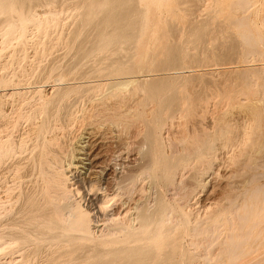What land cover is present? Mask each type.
<instances>
[{
  "label": "rangeland",
  "instance_id": "1",
  "mask_svg": "<svg viewBox=\"0 0 264 264\" xmlns=\"http://www.w3.org/2000/svg\"><path fill=\"white\" fill-rule=\"evenodd\" d=\"M36 1L0 14V264H125L130 251L121 249L135 243L110 228L131 224L136 207L159 206L172 232L146 242L154 251L147 264H171V255L177 264H264V0H247L242 20L237 0L128 1L116 12L125 11L127 36L135 33L129 44L112 24L102 28V0ZM160 158L177 160L176 171H162ZM51 159L62 160L69 179L58 232L83 239L27 233L22 243L15 235L33 229L27 199L39 198ZM99 192L107 198L95 199ZM122 204L126 215H117ZM78 206L90 213L83 231ZM242 240L230 260L225 250Z\"/></svg>",
  "mask_w": 264,
  "mask_h": 264
},
{
  "label": "bare ground",
  "instance_id": "2",
  "mask_svg": "<svg viewBox=\"0 0 264 264\" xmlns=\"http://www.w3.org/2000/svg\"><path fill=\"white\" fill-rule=\"evenodd\" d=\"M33 0H31V1H29V0H0V14H1V17H3L5 14H7V12H8V15L7 16H10V10L12 9V6L14 5V7H15V4H17L18 3V5L20 6H24V8L26 9V10H28V8H29V11H30V9H32L31 8V6L29 7V5L30 4H32L31 2H32ZM38 2L40 1V0H37ZM36 1V2H37ZM41 1H43V0H41ZM40 1V2H41ZM46 1V0H45ZM96 1H98V0H96ZM106 1V0H105ZM118 1V0H117ZM115 2V4H117L116 6L117 7H110L109 6V0H108V2H106V3H103L104 1L102 0V2L100 1V4H98V2H97V6L95 7L96 9H101V13H99V15H100V17H101V19L102 20H100L101 21V23H100V21H99V18H97L98 17V14L96 13V15H95V13L93 14V16L92 15H90L91 14V12H90V14L88 13V15L89 16H92L93 18H94V16L96 17V21H99V23L101 24V26H102V28H105V26L106 27H109V26H107V25H110V24H112V26L114 27H116V29L119 31V34H121V32H122V34L121 35H119V34H117L116 36H118L119 35V37H120V39H122V40H124V39H127L128 37L130 38V37H132L133 36V34L135 35V33H133L132 34V36H127V31H128V28L131 26H127L126 25V22H123V19L121 18V17H123L122 15L125 13V11H124V13L122 14V12H120V14H122V15H120L118 12H116V11H118V10H121L120 8H123V6H124V8H125V6L127 5L126 3L128 2V1H130V3L131 2H134L133 0H126V2H125V0H119V2ZM121 1H122V3H125V5L123 4L122 6H121ZM249 1V0H248ZM248 1L247 0H237V5H238V7H239V10L240 9H242V13H240V15L241 14H243V12L245 11L243 8H247V5H248ZM252 1V0H251ZM88 2V1H87ZM92 2V1H91ZM94 2V1H93ZM111 3L113 2V0L112 1H110ZM33 3H35V2H33ZM48 4H49V2H47ZM114 3V2H113ZM235 3V2H234ZM234 3L232 4V5H234ZM251 2H249V4H250ZM91 4V3H90ZM94 4V3H93ZM93 4H92V6H93ZM108 4V5H107ZM115 4H112L113 6L115 5ZM118 4H120L119 6H118ZM129 4V3H128ZM33 5V4H32ZM37 5V4H36ZM85 5H86V3H85ZM111 5V4H110ZM111 5V6H112ZM135 5H137V4H135ZM235 5H236V3H235ZM234 5V6H235ZM236 5V6H237ZM28 6V7H27ZM35 6V5H34ZM86 6H88V5H86ZM95 6V5H94ZM109 6V7H108ZM234 6H233V9H234ZM16 7H17V5H16ZM22 7H20V8H22ZM90 7V6H89ZM129 7H130V9H132L131 7H134V9H136L135 8V6H131V5H129ZM138 7V6H137ZM238 7H236V8H238ZM83 8H84V6H83ZM250 8V7H249ZM14 10L15 9H18L19 10V8L17 7V8H13ZM12 9V10H13ZM88 9V8H87ZM92 9V8H91ZM93 9H94V7H93ZM96 9H95V12H96ZM98 9V10H99ZM103 9V10H102ZM114 9H117V10H115L114 11ZM126 9V8H125ZM129 8L127 7V9L126 10H128ZM24 10V9H23ZM22 10V11H23ZM26 10H24V12L27 14L28 13V11L26 12ZM89 10V9H88ZM122 10H124V9H122ZM235 10H237V9H235ZM244 10V11H243ZM249 9H247L246 11H248ZM92 11V10H91ZM240 11H238L237 12V15L239 14V12ZM13 12V11H12ZM11 12V13H12ZM23 12V13H24ZM128 12V11H127ZM126 12V13H127ZM135 12V11H134ZM2 13H3V16H2ZM22 12H21V16H22V14H23ZM24 13V14H25ZM87 13V12H86ZM85 13V14H86ZM25 14V16H27ZM128 14H130V12L129 13H127L126 14V16L128 15ZM246 14V13H245ZM244 14V15H245ZM248 14V13H247ZM12 15H14L13 13H12ZM19 15H20V13H19ZM83 15V14H82ZM102 15V16H101ZM131 15H133V14H131ZM130 15V16H131ZM240 15H239V17H240ZM24 16V15H23ZM22 16V17H23ZM25 16L23 17L24 19L23 20H25ZM86 16V15H85ZM89 16L87 17V19L89 18ZM243 15H241V20L244 18V16L242 17ZM246 16V15H245ZM0 17V18H1ZM6 17V16H5ZM90 18V19H88L89 21L90 20H92V21H88L87 19H85L84 21H86L85 23H87V21H88V23H92V24H94L93 22L95 21L93 18ZM131 17H133V16H131ZM239 17H236V20L239 18ZM247 17H249V16H247ZM12 18V17H11ZM128 18V17H127ZM127 18H125L126 20H127ZM130 18V17H129ZM239 18V19H240ZM5 19V18H4ZM199 19V18H198ZM238 19V20H239ZM2 20H3V18H2ZM7 20H10V17H7ZM7 20H3L2 21V23L1 24H3L4 22H5V24H7L8 25V21ZM11 20H13V19H11ZM22 20V19H21ZM83 20V19H82ZM81 20V21H82ZM94 20V21H93ZM134 20V19H133ZM133 20L132 21H130L131 23H133ZM241 20H239V23L241 22ZM250 20V18L248 19V21ZM96 21H95V24L94 25H96ZM125 21V20H124ZM128 21V20H127ZM235 21V20H234ZM12 22V21H11ZM14 22V21H13ZM237 22V21H236ZM235 22V23H236ZM84 23V24H85ZM127 23H129V21L127 22ZM234 23V24H235ZM239 23L237 24L238 26H239ZM130 24V23H129ZM128 24V25H129ZM241 24V23H240ZM249 24H251L250 22H249ZM10 25V24H9ZM79 25H80V23H79ZM89 25V27H91L90 26V24H87L86 26H88ZM99 24H98V22H97V25H96V27L98 26ZM2 26V25H1ZM83 26V25H82ZM100 26V25H99ZM111 26V25H110ZM134 26V25H133ZM205 26V25H204ZM241 26H242V24H241ZM244 26V25H243ZM242 26V27H243ZM79 27V26H78ZM80 27H81V25H80ZM84 27H85V25H84ZM96 27H95V29H96ZM236 27V29H239V28H237V26H235ZM240 27V26H239ZM249 27V26H248ZM87 27H85V28H83V29H86ZM99 28H101V27H99ZM98 28V29H99ZM197 28V27H196ZM80 29H82V28H80ZM88 29H90V28H88ZM107 29L108 28H106L104 31H107ZM112 29V28H111ZM198 30H199V27L197 28ZM244 29V28H243ZM251 29V28H250ZM200 30H201V27H200ZM240 30H242L241 29V27H240V29L238 30V31H240ZM245 30V29H244ZM88 30H86V32H87ZM94 32L93 33H95V30H93ZM96 31L98 32V30L96 29ZM113 31V30H112ZM85 32V31H84ZM85 32V33H86ZM108 32V31H107ZM203 32V31H202ZM202 32H200L201 34H202ZM241 32V31H240ZM244 32V31H243ZM242 32V33H243ZM82 33H83V30H82ZM82 33H79L80 35L82 34ZM92 33V34H93ZM200 33L198 32V34H199V36L200 37H202L203 36V34L202 35H200ZM245 33H246V30H245ZM245 33H243V36H241V38L242 37H244V35H245ZM248 33V32H247ZM84 34V33H83ZM101 34V33H100ZM105 35V33L103 32L102 33V35ZM197 34V35H198ZM249 34H251V33H249ZM95 35V34H94ZM93 35V36H94ZM109 35H111L110 33L108 34V36ZM251 35H253V34H251ZM90 36H92L91 34H90ZM100 36V35H99ZM114 36H115V33H114ZM258 36V35H257ZM96 37V36H95ZM255 37V36H254ZM261 37V36H260ZM260 37H257V40L260 38ZM99 37H97V39H98ZM244 38H246V39H250V38H247L246 36L244 37ZM244 38H242V39H244ZM256 38V37H255ZM254 38V39H255ZM262 38V37H261ZM79 39V37H78V35H77V40ZM96 39V40H97ZM100 39H102L101 37L99 38V43H100ZM104 39H105V37H104ZM109 39V41H112V40H110V37L108 38ZM108 39H107V36H106V40L108 41ZM117 39V37L114 39V41ZM253 39V37H252V40H254ZM96 40H94V42L96 41ZM106 40L104 41V40H102L101 41V43H100V45H99V43L97 42V44H98V46L100 47L101 46V48L102 47H106V46H108V43L109 42H106ZM131 40H133V38L132 39H128L127 41H123V43H127L128 42V44H129V42L131 41ZM261 40V39H260ZM89 41V40H88ZM118 41H120L119 39H117V42ZM249 41L250 40H248V43H249ZM113 42V41H112ZM122 42V41H121ZM246 42H247V40L245 41V44H246ZM255 42H256V40H255ZM103 43H106L105 45L103 44ZM115 43V42H114ZM113 43V44H114ZM119 43V42H118ZM254 42L252 41V44H253ZM257 43L258 42H256V45H257ZM259 43H262V42H260L259 41ZM97 44H96V46H97ZM101 44H103V45H101ZM111 45V44H110ZM255 45V44H254ZM253 45V46H254ZM91 46V45H90ZM95 46V48L94 49H92L91 50V52L93 53V51L94 50H96V48L98 47H96ZM126 46V45H125ZM248 46V47H247ZM260 47H261V44L259 45ZM114 47V46H113ZM246 47L247 48H249L250 46L247 44L246 45ZM251 48L252 49H254L253 47H252V45H251ZM261 48H263V47H261ZM81 49V48H80ZM98 49V48H97ZM84 50H85V48H84ZM251 50V49H250ZM255 50H257V49H255ZM260 50V49H259ZM106 51V50H105ZM258 51V50H257ZM263 51V50H262ZM262 51H259L260 52V55H261V53H262ZM79 52V51H78ZM82 52H83V50H82ZM87 52H90V51H87ZM90 52V53H91ZM95 52V51H94ZM112 52V51H111ZM253 52V54H252V56L255 54L254 53V51H252ZM258 52V53H259ZM81 55H82V53L81 52H79ZM176 53V52H175ZM178 53V52H177ZM257 53V54H258ZM173 54H174V52H173ZM264 54V53H263ZM78 55L79 54H77V58L76 59H80V58H84V57H79L78 58ZM86 55H87V53H86ZM85 55V56H86ZM259 55V54H258ZM260 55H259V57H260ZM174 57H175V55H173ZM178 56H179V53H178ZM177 56V57H178ZM255 56H257V55H255ZM86 58V57H85ZM101 58V57H100ZM170 60V59H169ZM177 60V59H176ZM261 60V59H260ZM85 60L83 59V62H84ZM80 62H82V60L80 61ZM174 62V61H173ZM173 62H171V64L173 63ZM260 62V61H259ZM60 64V63H59ZM246 64V63H245ZM244 64V65H245ZM257 64H259V63H257ZM262 64V63H261ZM77 65V64H76ZM248 65H250V64H248ZM247 65V66H248ZM256 65V64H255ZM173 66V65H172ZM243 66V65H242ZM246 66V65H245ZM251 66V65H250ZM257 66V65H256ZM261 66V65H260ZM259 66V67H260ZM58 68H59V66H57ZM109 67H110V65H109ZM168 67V66H167ZM180 67V66H179ZM255 67V66H254ZM164 68H166V67H164ZM171 68V67H170ZM178 68V67H177ZM247 68V67H246ZM249 68V67H248ZM247 68V69H248ZM251 68H252V66H251ZM256 69H257V67H255ZM167 69V68H166ZM166 69H164V70H166ZM256 69H253L252 71H254V70H256ZM176 70V69H175ZM181 70V69H180ZM245 70V69H244ZM249 70H250V68H249ZM259 70H261V69H259ZM157 71V70H156ZM242 71H243V69H242ZM246 71V70H245ZM248 71V70H247ZM251 71V70H250ZM251 71V72H252ZM160 72H162L161 71V69H160ZM164 72V71H163ZM166 72V71H165ZM172 72V71H171ZM181 72V71H180ZM244 72V71H243ZM251 72H250V74H251ZM175 73V72H174ZM173 73V74H174ZM246 73V72H245ZM248 73V72H247ZM259 73V72H258ZM160 74V73H159ZM176 74H178L177 73V71H176ZM183 74V77H184V73H182ZM186 74V73H185ZM249 74V75H250ZM254 74V73H253ZM156 75V74H155ZM163 75V74H162ZM165 75V74H164ZM170 75H172V74H170ZM175 75V74H174ZM244 75V74H243ZM242 74H241V76H243ZM260 75V74H259ZM263 75V74H262ZM159 76V75H158ZM261 76V75H260ZM130 77V76H129ZM165 77H166V75H165ZM186 77H187V75H186ZM245 77V76H244ZM126 78V77H125ZM172 78V77H171ZM261 78V77H260ZM112 79V78H111ZM111 79H110V81H111ZM129 79V78H128ZM127 79V80H128ZM131 79H133V78H130V80ZM246 79V78H245ZM263 79H264V76H263ZM129 80V81H130ZM172 80V79H171ZM122 81V80H121ZM120 81V82H121ZM134 81V80H133ZM132 80H131V82H133ZM119 82V81H118ZM119 82V83H120ZM130 82V83H131ZM155 82H156V84H157V80H155ZM169 82V81H168ZM172 82V81H171ZM177 82V81H176ZM114 84H116V85H118V83H114ZM120 84H127V81H124V83H123V81H122V83H120ZM132 84V83H131ZM130 84V85H131ZM156 84H155V86H156ZM159 84V83H158ZM171 85V84H170ZM112 87H113V85H112ZM114 87H116L115 85H114ZM118 87V86H117ZM262 87L264 88V86L262 85ZM169 88V87H168ZM107 92V91H106ZM263 92V91H262ZM53 94V93H52ZM4 95V94H3ZM126 96V95H125ZM110 97V96H109ZM44 98V97H43ZM108 98V97H107ZM125 98H123V100H124ZM107 100V99H106ZM105 100V101H106ZM122 100V101H123ZM138 100V99H137ZM116 101V100H115ZM118 102H120V101H118ZM169 102V101H168ZM104 103V102H103ZM102 104V103H101ZM114 104V103H113ZM112 104V105H113ZM120 104V103H119ZM136 104V103H135ZM96 105V104H95ZM109 105H111V104H109ZM184 105V104H183ZM102 106V105H101ZM104 106V105H103ZM115 106V105H114ZM120 106V105H119ZM128 106V105H127ZM182 106V105H181ZM135 107H137L136 105H135ZM123 108V107H122ZM117 109V108H116ZM129 109V111H130V108H128L127 107V110ZM96 110V109H95ZM134 111L133 112H135L136 110L135 109H133ZM140 110V109H139ZM118 111V110H117ZM106 112V111H105ZM113 112V111H112ZM110 113V112H109ZM117 113V112H116ZM131 113V112H130ZM164 113V112H163ZM108 114V113H107ZM114 114H115V112H114ZM123 114V113H122ZM126 114H127V112H126ZM128 115V114H127ZM135 115V114H134ZM112 116V115H111ZM115 116V115H114ZM122 116H124V115H122ZM117 117H119V116H116V118ZM114 118V117H113ZM121 118V117H120ZM1 119V118H0ZM23 119V118H22ZM106 119V118H105ZM112 119V118H111ZM106 121V120H105ZM107 123V122H106ZM116 123V122H115ZM114 123V124H115ZM98 124V123H97ZM95 125V124H94ZM115 126H117V124L115 125ZM158 126V125H157ZM84 130V129H83ZM137 131V130H136ZM140 130H138V132H139ZM91 132V131H90ZM142 132V131H141ZM159 133V132H158ZM133 134H135V133H133ZM141 134V133H140ZM138 135V134H137ZM136 135V136H137ZM134 136V135H133ZM138 137H139V135H138ZM136 138V137H135ZM137 144V143H136ZM134 146V145H133ZM124 148V147H123ZM132 148V147H131ZM198 149V148H197ZM121 150V149H120ZM129 150V149H128ZM125 151H127V149L125 150ZM120 152V151H119ZM132 155V154H131ZM172 155V154H171ZM190 157V156H189ZM53 159V158H52ZM51 159V160H52ZM56 160V161H55ZM52 161H54V165L53 166H55V167H53L52 169H53V172L52 171H50V172H52L51 174L49 173H47L46 174V176H45V186L43 187V191L42 192H40V196H39V198H33V197H31L30 199L28 198L27 199V202H26V207H27V210H28V212H30L32 215H31V217L30 218H28V220H27V222L32 226V228L33 229H31L30 231H21V234L20 235H15V237H17L18 238V241H20V242H22V243H24V242H27V241H29V239H28V237H26V236H24L23 234H29V233H34V234H39V235H43V237L44 236H46L48 239H53V240H60V239H64L63 241L65 242V239H68V238H70L72 241L73 240H75L76 241V239H77V237L78 238H80V239H83V238H81V237H79V236H74V237H72V236H70L69 235V233H68V235H66V236H64V235H62V233H60L59 234V230L62 228V226L60 227L59 226V219L61 218V220H62V218H63V220H64V215H65V213H67V212H65L64 213V211L66 210V206L65 205H62L61 203H64L65 201H66V199H67V197H68V192L66 193V186H67V184L69 183V179H68V176H67V171L65 170V168H64V166L62 165V160L59 162V165H58V163H56L57 162V159H54V160H52ZM74 161V160H73ZM162 161L163 160H161V158H160V162L162 163ZM47 162H49V161H47ZM46 162V163H47ZM72 162V161H71ZM132 162V161H131ZM131 162H129V163H131ZM138 162V161H137ZM45 163V164H46ZM135 163V162H134ZM6 164V163H5ZM44 164V165H45ZM137 164V163H136ZM47 165H50V163L49 164H47ZM46 165V166H47ZM131 166V165H130ZM128 167V166H127ZM43 168H45V167H43ZM49 168V167H48ZM178 168V162H177V160H173V159H171V160H169V161H167V160H165L163 163H162V171H164V172H166V174H170V173H172V172H174V171H176V169ZM50 169H51V167H50ZM49 169V170H50ZM51 169V170H52ZM48 170V171H49ZM73 170V169H72ZM147 170V169H146ZM47 171V170H46ZM45 171V172H46ZM44 172V171H43ZM144 173H146V172H144ZM45 174V173H44ZM73 175V174H72ZM159 175V174H158ZM147 176H148V174H147ZM160 176V175H159ZM43 177V176H42ZM138 178V177H137ZM86 180V179H85ZM118 181V180H117ZM26 183V182H25ZM130 183H131V181H130ZM162 186V185H161ZM118 187V186H117ZM169 187V186H168ZM108 188V187H107ZM162 188V187H161ZM160 188V189H161ZM260 190V189H259ZM115 194V193H114ZM70 195V194H69ZM83 196V195H82ZM102 197L101 199H106L107 198V196H106V194L105 193H98V194H96L95 195V199H98L99 197ZM70 197V196H69ZM172 197V196H171ZM111 198H113L114 199V197H111ZM173 198H174V196H173ZM71 199V198H70ZM144 199V198H143ZM171 199V198H170ZM64 200V201H63ZM119 200V199H118ZM61 201H63V202H61ZM69 200H67V202H68ZM127 201V200H126ZM138 201V200H137ZM140 201V200H139ZM109 202H110V200H109ZM131 202V201H130ZM142 202V201H141ZM71 203V202H70ZM70 203L68 204H66V205H70ZM153 203V202H152ZM74 204V203H73ZM100 204H101V202H100ZM104 203H102V205H103ZM109 204V203H108ZM137 204V203H136ZM75 205V204H74ZM102 205H99L100 207H99V209H100V211L102 210V207H104V206H102ZM105 205V204H104ZM72 206V205H71ZM77 206V205H76ZM123 206H124V204H122V207H120L119 209H117V211H114V212H116L117 213V215L118 214H121V216H122V214L124 213L125 214V211H126V209H123ZM129 206V205H128ZM173 206V205H172ZM181 206V205H180ZM70 207V206H69ZM74 207V206H73ZM131 207V206H130ZM134 207V206H133ZM235 207V206H234ZM233 207V208H234ZM72 208V207H71ZM78 209L77 210H79V215H80V213H81V217L80 216H77V212H75L74 211V213L72 212V211H69V214H70V216L72 215V216H74V214H76L75 216H74V224H76L78 227H81L80 229L82 230V228L84 227V226H86V223H84L85 221H83L82 220V218L84 217V219H86L85 217L86 216H88V215H90V213L85 209V210H83L80 206H78L77 207ZM110 208V207H109ZM69 209V208H68ZM104 209H106V208H104ZM70 210V209H69ZM68 211V210H67ZM133 211V210H132ZM168 210H167V208L165 207V206H159L158 208H155V209H152V211H150V210H147V211H145L144 209H140V208H138V207H136L135 208V217H134V219L133 220H131V224L130 223H126V225L125 224H122V225H120V226H114L112 229L110 228V231L112 232H110V235H114V234H116V233H121V234H123V241L126 243V241H128V240H132V242H134L135 243V245L134 246H127V247H125V248H122L121 250H123V249H125V251H127V250H129L130 252H131V254L132 255H130L128 252V259L126 260V262H124L125 264H147L148 262H149V260L151 261L152 259L150 258L149 259V255H150V257L152 256L153 257V254H151V253H153L154 251L152 250V246L150 245V246H146L147 245V243L150 241V240H152V239H154V238H156L157 236H158V234H159V232L161 231V234H163V235H165V234H170L171 232H172V228H170V227H165L164 225H165V219H164V216L166 215V212H167ZM234 213L233 214H235V216H236V214H237V212L236 211H233ZM236 212V213H235ZM115 213V214H116ZM127 213V212H126ZM169 213H170V211H169ZM168 213V214H169ZM114 214V215H115ZM68 215V214H67ZM66 215V216H67ZM113 215V216H114ZM126 215V214H125ZM66 216H65V218H66ZM71 216V217H72ZM108 218H111L112 216H110L109 215V213H108ZM29 217V216H28ZM115 217H117V216H115ZM231 218H234V219H236V217H232L231 216ZM239 218V219H238ZM27 219V218H26ZM73 219V218H72ZM174 219V218H173ZM237 219L238 220H240L241 219V217L239 216V217H237ZM25 220V219H24ZM66 220H67V218H66ZM66 220L64 221L65 223H66ZM69 220H70V218H69ZM69 220L67 221V223L69 222ZM108 220H110V219H108ZM111 220H113V219H111ZM242 220V219H241ZM62 222V221H61ZM103 222V221H102ZM184 222V221H183ZM230 222H231V220H230ZM64 223V224H65ZM73 223V222H72ZM87 223H89V222H87ZM106 223V222H105ZM163 223H164V225H163ZM182 223V222H181ZM69 224V223H68ZM70 224H71V221H70ZM120 224V223H119ZM105 225V224H104ZM217 226H218V224H216ZM65 226H67L66 224H65ZM76 226V227H77ZM90 226V225H89ZM212 226V225H211ZM210 226V228H214V227H211ZM69 227H71V226H69ZM105 227H106V225H105ZM209 227V226H208ZM63 228H64V226H63ZM66 228V227H65ZM210 228H209V230L208 231H211L210 230ZM77 229V228H76ZM79 229V228H78ZM80 229H79V231H80ZM86 229V228H85ZM207 229V228H206ZM26 230V229H25ZM84 230V229H83ZM82 230V231H83ZM103 230V229H102ZM107 230V229H106ZM194 232H196L197 233V231L199 230V229H192ZM203 231H204V229H202ZM213 230V229H212ZM86 231V230H85ZM192 231V232H193ZM83 233H85V232H83ZM98 233V232H97ZM199 233V232H198ZM214 232H212V234H213ZM86 234H89V232L88 233H86ZM91 234V233H90ZM208 234V233H207ZM211 234V233H210ZM38 235V236H39ZM68 236V237H67ZM166 236V235H165ZM204 236H205V234H204ZM207 236V235H206ZM12 237V236H11ZM83 237V236H82ZM208 237H210V235L208 236ZM3 238V237H2ZM14 238V237H13ZM17 238H14L16 241H17ZM41 238V237H40ZM73 238V239H72ZM76 238V239H75ZM84 238H86V237H84ZM87 238H89V237H87ZM197 238V237H196ZM13 239V240H14ZM44 239H46V238H44ZM90 239V238H89ZM206 239H209V238H206ZM1 240V239H0ZM22 240V241H21ZM37 240H39V239H37ZM41 240V239H40ZM70 240V241H71ZM79 240V239H78ZM84 240H86V239H84ZM203 240V239H202ZM6 241V240H5ZM46 241H47V239H46ZM50 241V240H49ZM48 241V242H49ZM62 241V242H63ZM69 241V240H68ZM68 241H66V242H68ZM96 241V240H95ZM121 241V240H120ZM153 241V240H152ZM244 240H242V243L240 242V243H237V244H232L231 246H229V247H227V249L225 250V254L228 256V258L230 259V260H235L236 258H238L240 255H241V253H240V250H241V247L244 245V243L245 242H243ZM20 242H18V243H20ZM61 242V241H60ZM147 242V243H146ZM50 243V242H49ZM109 243V242H108ZM83 244V243H82ZM127 244V243H126ZM144 244V245H143ZM37 245H39V243L37 244ZM81 246V245H80ZM205 246V245H204ZM203 246V247H204ZM41 247V246H40ZM148 247V248H147ZM78 248V247H77ZM81 248V247H80ZM127 248H129V249H127ZM116 249V248H115ZM127 249V250H126ZM148 249H151L152 251H148ZM203 249V248H202ZM120 250V251H121ZM186 250V249H185ZM116 251H118L119 252V250H116ZM115 251V252H116ZM255 251V250H254ZM258 251V250H257ZM75 252V251H74ZM105 252V251H104ZM117 252V253H118ZM124 252V250L122 251V253ZM71 253V252H70ZM78 253V252H77ZM114 253V252H113ZM112 253V255H114V258L116 257L115 256V253L113 254ZM120 254H122L121 252H119ZM126 253V254H127ZM75 254V253H74ZM123 254H125V252L123 253ZM256 254V253H255ZM111 255V256H112ZM117 256H118V258H115V260L116 259H120L119 257L121 256H119V254H116ZM252 255H254V254H252ZM258 255V254H257ZM76 256V255H75ZM127 256V255H126ZM130 256V257H129ZM169 255H167V257H168ZM57 257V256H56ZM100 257V256H99ZM98 257V258H99ZM113 257V256H112ZM166 257V256H165ZM165 257H164V259L163 260H166L167 259V257H166V259H165ZM249 257V256H248ZM252 257V256H251ZM256 257V256H255ZM259 257V256H258ZM173 258L174 257H172V255L169 257V260H170V263L171 264H174L175 262H176V264H177V262L178 261H173ZM250 258V257H249ZM121 259H122V256H121ZM149 259V260H148ZM60 260V259H59ZM68 260V259H67ZM111 260H112V258H111ZM160 260V259H159ZM185 260V259H184ZM244 260V259H243ZM246 260V259H245ZM250 260V259H249ZM254 259H252V261H253ZM56 261V260H55ZM110 261V260H109ZM148 261V262H147ZM158 261V260H157ZM167 261V260H166ZM165 261V262H166ZM240 261V260H239ZM257 261V260H256ZM50 262V261H49ZM164 262V263H165ZM169 262V261H168ZM241 262H243L242 260H241ZM245 262V261H244ZM250 262V261H249ZM248 262V263H249ZM247 263V262H246ZM246 263H244V264H246ZM166 264V263H165ZM169 264V263H168ZM180 264H181V262H180ZM241 264V263H240Z\"/></svg>",
  "mask_w": 264,
  "mask_h": 264
}]
</instances>
